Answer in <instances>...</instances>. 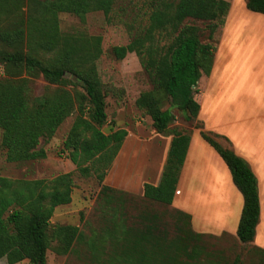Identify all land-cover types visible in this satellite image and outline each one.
<instances>
[{
  "label": "trees",
  "instance_id": "obj_1",
  "mask_svg": "<svg viewBox=\"0 0 264 264\" xmlns=\"http://www.w3.org/2000/svg\"><path fill=\"white\" fill-rule=\"evenodd\" d=\"M21 1L0 0V15L10 17L7 25L0 27V64L5 74L0 77V129L5 159L19 162L44 158L46 152L38 146L40 140L52 137L65 118L76 111L62 148L81 176L95 175L102 182L127 131L101 130L107 114L95 64L101 53L100 36L61 32L58 14L68 12L84 17L89 12L102 11L107 15L114 0H26L25 11ZM245 6L264 14V0H245ZM228 8L225 0L166 2L150 13L143 34L111 48L118 59L129 52L139 57L152 88L139 94L136 105L149 116L156 132L171 135L159 183L143 184L144 199L167 206L172 203L191 136V130L170 127L174 115L170 108H162L163 96L170 106L183 113L187 122L195 121L200 108L197 84L201 76L209 75L213 64L212 45L202 43L197 27L184 21L186 18L207 21V39L212 40L217 27L224 23ZM161 31L172 35L168 45L160 46L154 39V32ZM23 70L41 74L58 86L34 96L28 79L18 77ZM65 73L72 77L73 83L64 78ZM66 82L82 91L74 88L71 92L64 87ZM195 124L202 126L199 121ZM200 135L222 158L242 195L236 235L242 243L251 242L260 212L255 175L218 135L203 130ZM72 189L71 172L49 180L0 176V259L4 258L8 264L23 259L31 264H44L50 242H54L52 248L56 253H68L79 235L78 226H50V219L57 206L70 202ZM111 190L101 185V194ZM176 213L181 215L182 226L176 225L173 237H167L160 226V214H140L139 218L144 219L139 220L140 228L126 224L124 217L112 221L106 234L113 248L110 253L113 263L194 264L182 260L189 256L191 217L182 211L175 210ZM255 250L264 254L261 248ZM190 252L196 253L195 248H190ZM233 264H240L239 257L234 258Z\"/></svg>",
  "mask_w": 264,
  "mask_h": 264
},
{
  "label": "rangeland",
  "instance_id": "obj_2",
  "mask_svg": "<svg viewBox=\"0 0 264 264\" xmlns=\"http://www.w3.org/2000/svg\"><path fill=\"white\" fill-rule=\"evenodd\" d=\"M176 2L177 0H114L111 10L107 15L102 11H92L79 17L72 13L61 12L58 14L59 28L63 33L86 36H100L101 53L95 61L96 71L104 94L106 122L101 126L104 133L112 129L127 128L129 132L137 134V126L153 129L151 119L144 110L136 105V99L141 92L150 90L152 83L144 70L141 60L134 52L127 53L123 58H116L111 48L115 45H125L136 35H141L149 25L150 13L164 4ZM229 4L228 12L224 22L230 13L228 27L223 31V24L219 25L214 33L213 39L208 40L207 21L194 18H186L185 23L197 27L198 35L202 43H210L213 48V59H216V70L219 69V87L229 91L233 83L238 86H255L264 89V75H256L249 67L239 66V62H245L247 58H254L256 53L260 57L263 44L260 40L264 37V28L256 22L264 21V14L250 11L245 6V0H225ZM26 0H22L20 6L26 10ZM231 11V12H230ZM232 14V16H231ZM10 17L0 15V27L7 25ZM154 39L161 45H168L172 35L165 31L154 32ZM233 62H236L233 64ZM243 68V69H242ZM216 75V76H218ZM4 69L0 64V77H4ZM18 77L28 79L32 95H41L52 89L57 84L49 83L41 74H29L24 70ZM64 78L71 83L72 77L67 73ZM70 82L64 83V87L71 92L74 88L81 92L79 86H73ZM205 80H202V83ZM62 86L63 84H59ZM212 78L209 95L214 92ZM257 90V89H256ZM261 92V91H260ZM226 93V92H224ZM207 99L204 102L203 112H206ZM163 109L170 108L174 121L170 127H177L185 131L196 127V121L187 122L183 113L176 107H172L166 97L161 102ZM77 115L74 111L61 123L54 135L39 142L46 156L36 160L9 162L5 159V149L1 145L0 129V176L11 179H52L58 174L71 172L73 178V189L69 203L59 205L55 208L50 219V226L56 224H72L79 228V235L72 245V249L66 254L56 253L51 246L46 251L44 264H114L112 261V245L107 242L106 234L112 221H118L124 217L126 224L133 227H141L139 215L147 212L148 215L160 214V226L164 228L167 237L176 234V225L182 226L180 213L175 210L180 208V196L170 205L154 203L142 197V194H128L116 185L119 181L118 156L113 159L104 180L99 182L95 175L81 176L75 165L70 161L68 152L62 148V142ZM129 139V138H128ZM111 181L115 186L105 195L101 194V185ZM134 185L133 178L131 186ZM176 194V191H175ZM121 210L119 211V208ZM144 211V212H143ZM119 212H121L119 214ZM143 212V213H142ZM184 212V211H182ZM118 213V214H116ZM186 213V212H185ZM117 215L115 217L114 215ZM188 214V213H187ZM176 217V219H175ZM191 217V216H190ZM164 221V223H163ZM164 224V226H163ZM175 224V227H174ZM191 225V219H190ZM191 231L193 230L191 225ZM187 240L189 256L182 257L183 262L194 264H233L234 258L239 257L240 264H264V254L249 245H241L229 237L213 235L197 236L191 234ZM182 234V233H181ZM195 248L196 253L190 252ZM0 264H8L4 258ZM13 264H31L23 259Z\"/></svg>",
  "mask_w": 264,
  "mask_h": 264
},
{
  "label": "crops",
  "instance_id": "obj_3",
  "mask_svg": "<svg viewBox=\"0 0 264 264\" xmlns=\"http://www.w3.org/2000/svg\"><path fill=\"white\" fill-rule=\"evenodd\" d=\"M229 18L230 13L223 31L228 27ZM256 23L264 28V21ZM260 43L263 44L260 57L255 53L254 58L238 63L240 67L252 68L256 75H264V37ZM215 58L209 75L201 76L197 84L200 108L195 121L201 122L202 126L191 129L172 202L180 196V208L191 216V225L196 232L216 237L225 235L241 245L264 250V89L251 85L247 92V87L233 83L229 91L223 90L218 85V79H221ZM212 78L215 86L210 96L208 87ZM207 99L206 112H203ZM124 129L127 135L117 153L119 181L116 186L128 194H142L144 183H159L171 135L142 126H137V134L133 135ZM200 130L218 135L222 143L243 158L255 175L260 212L251 242L242 243L236 235L243 206L242 195L234 185L228 167L203 139ZM106 184L115 186L105 179Z\"/></svg>",
  "mask_w": 264,
  "mask_h": 264
}]
</instances>
